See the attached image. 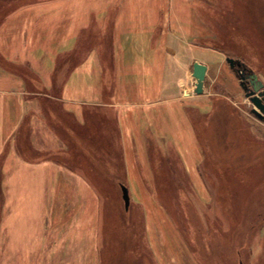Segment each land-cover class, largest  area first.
<instances>
[{
  "label": "crops",
  "instance_id": "1",
  "mask_svg": "<svg viewBox=\"0 0 264 264\" xmlns=\"http://www.w3.org/2000/svg\"><path fill=\"white\" fill-rule=\"evenodd\" d=\"M28 1L0 0V264L43 252L47 211L61 207L60 195L93 209L90 185L76 173H93L95 162L196 179L209 123L216 145L224 142L220 116L229 117L215 98L233 103L231 84L221 90L222 73L211 78L210 65L228 57L205 45L204 0ZM195 63L207 67L201 92ZM225 152L221 146L218 155ZM145 217L154 257L162 259L166 235H151L157 222ZM83 226L82 256L91 264V213Z\"/></svg>",
  "mask_w": 264,
  "mask_h": 264
},
{
  "label": "rangeland",
  "instance_id": "2",
  "mask_svg": "<svg viewBox=\"0 0 264 264\" xmlns=\"http://www.w3.org/2000/svg\"><path fill=\"white\" fill-rule=\"evenodd\" d=\"M202 7L210 32L205 45L218 47L223 58L240 60L264 84V0H204ZM210 66L213 80L222 73L226 84L221 83L222 91H229L228 84L233 87L229 92L233 103L215 98L229 117L228 123L225 115L220 116L224 130L217 131L224 155H218L221 146L213 139V121L206 126V160L196 179L188 173H123L119 162L112 170L103 168L111 162H95L96 172L76 173L90 185L93 209L84 210L81 198L73 207L72 194L60 195L56 205L61 207L47 211L50 221L43 252L36 257L30 249L22 264H90L82 256L88 243L84 216L90 213L91 264H188L186 255L193 264H264V122L252 113L254 106L240 75L236 73V78L225 60ZM212 79L208 78L209 84ZM92 131L94 136L100 133ZM97 149L94 146V152ZM197 181L204 194L196 192ZM121 183L129 189L128 210ZM144 203L150 211L144 210ZM145 211L157 222L151 235H166L165 247L159 246L165 253L162 259L154 257L155 243L151 246L145 234ZM68 227L75 231L68 234Z\"/></svg>",
  "mask_w": 264,
  "mask_h": 264
},
{
  "label": "water",
  "instance_id": "3",
  "mask_svg": "<svg viewBox=\"0 0 264 264\" xmlns=\"http://www.w3.org/2000/svg\"><path fill=\"white\" fill-rule=\"evenodd\" d=\"M227 62L229 63L230 67L233 69H237L236 71L240 75L241 78V86L243 89L244 87V81L246 80L247 76L245 73L246 65L242 63L240 60L234 59V58H227ZM206 72L207 67L205 65L195 63L194 64V70H193V76L198 80V91L201 92V85L204 82L206 78ZM252 79L255 81H258V77L256 75L251 76ZM260 83V82H259ZM263 85L260 83V87L254 86V90L250 93L246 94V97L250 98L251 102L253 103L254 108L252 109V113L261 121L264 122V91H260V88H262ZM121 193H122V200L124 202V207L126 210L129 209L131 198L129 189L126 185H121Z\"/></svg>",
  "mask_w": 264,
  "mask_h": 264
},
{
  "label": "flooded vegetation",
  "instance_id": "4",
  "mask_svg": "<svg viewBox=\"0 0 264 264\" xmlns=\"http://www.w3.org/2000/svg\"><path fill=\"white\" fill-rule=\"evenodd\" d=\"M237 70V69H236ZM246 74V76H247V78H246V80L244 81V87H245V89H246V94L247 93H250L251 91H253L254 90V86H257L258 88L260 87V83H261V81L259 80V78H258V81H255L254 82V80L252 79V75L253 74H251V71H250V68L248 67V66H246V69H245V73H244V75ZM240 80H241V78H240ZM242 82V81H241ZM260 82V83H259ZM262 85H263V87L262 88H260V91H262L263 89H264V84L262 83ZM248 98V97H247ZM249 100H250V98H248ZM250 102H251V100H250ZM252 103V102H251ZM253 104V103H252ZM226 128V127H225ZM226 130H227V128H226Z\"/></svg>",
  "mask_w": 264,
  "mask_h": 264
},
{
  "label": "trees",
  "instance_id": "5",
  "mask_svg": "<svg viewBox=\"0 0 264 264\" xmlns=\"http://www.w3.org/2000/svg\"><path fill=\"white\" fill-rule=\"evenodd\" d=\"M123 183L120 184V186L122 185Z\"/></svg>",
  "mask_w": 264,
  "mask_h": 264
},
{
  "label": "bare ground",
  "instance_id": "6",
  "mask_svg": "<svg viewBox=\"0 0 264 264\" xmlns=\"http://www.w3.org/2000/svg\"><path fill=\"white\" fill-rule=\"evenodd\" d=\"M122 195V194H121Z\"/></svg>",
  "mask_w": 264,
  "mask_h": 264
}]
</instances>
